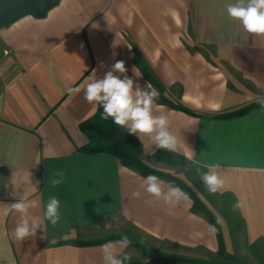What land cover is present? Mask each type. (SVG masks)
I'll return each mask as SVG.
<instances>
[{
  "label": "crops",
  "instance_id": "crops-1",
  "mask_svg": "<svg viewBox=\"0 0 264 264\" xmlns=\"http://www.w3.org/2000/svg\"><path fill=\"white\" fill-rule=\"evenodd\" d=\"M229 2L61 0L44 18L26 15L0 29V264H103L100 246L123 235L131 240L126 264H264V107L230 115L264 97V34L230 18ZM116 60L141 86L152 83L161 106L154 115H166L177 138L170 152L133 135L143 160L167 173L177 159L200 173L221 165L225 186L214 195L227 207L242 204L241 229L199 197L219 219L223 251L189 195L170 207L117 157L80 150L89 143L81 125L99 106L67 90L93 71L103 78ZM58 171L63 182L53 185ZM25 186L29 215L42 225L18 240L21 216L10 204ZM52 196L60 201L56 225L44 219Z\"/></svg>",
  "mask_w": 264,
  "mask_h": 264
},
{
  "label": "clouds",
  "instance_id": "clouds-1",
  "mask_svg": "<svg viewBox=\"0 0 264 264\" xmlns=\"http://www.w3.org/2000/svg\"><path fill=\"white\" fill-rule=\"evenodd\" d=\"M226 12L232 19L239 20L248 33L264 34V0H235L226 5ZM128 69L125 61L116 60L111 68L106 71L103 78H98L95 71L83 84L69 88V95L79 94L84 91V99L93 105L102 107L101 119L112 122L124 129L128 134L137 136L144 146L145 137H149L155 149L175 151L177 138L169 130L168 117L166 115H154L161 107L156 103L158 92L150 81H145L141 86L133 77L127 75ZM132 72L136 78H141L139 70L135 66ZM119 73L120 75H117ZM257 102L264 107V97H258ZM207 172L200 173V178L205 189L215 194L224 188L225 182L217 173L221 167L219 163L206 165ZM15 175L12 183L15 185ZM53 179V185L63 182L64 173L58 171ZM165 185L167 190H165ZM145 191L157 200H162L170 207H174L182 200H188L189 196L178 185L161 180L156 175H148L144 179ZM28 187H24V194L17 202L10 204V210L20 213L21 219L18 222L13 236L15 239L24 240L35 236L41 228L40 217H30L29 210L34 206V202L26 199ZM134 198H140L141 192L132 193ZM242 207L238 201L233 205V210ZM60 201L57 197L49 198L44 219L52 225H56L60 219ZM7 214V211L5 212ZM106 231L112 229V224L106 222ZM214 231V229H212ZM131 245V240L127 235H123L119 240L109 241L100 246L103 254V264H126L131 260L130 253H123V249Z\"/></svg>",
  "mask_w": 264,
  "mask_h": 264
},
{
  "label": "trees",
  "instance_id": "trees-1",
  "mask_svg": "<svg viewBox=\"0 0 264 264\" xmlns=\"http://www.w3.org/2000/svg\"><path fill=\"white\" fill-rule=\"evenodd\" d=\"M61 0H0V29L10 26L15 21L26 15L44 18L49 11L60 3ZM262 107L259 103L230 114L241 115L253 108ZM103 109L99 106L97 114L81 125L82 130L88 135L89 143L80 150L84 153L106 152L117 157L121 163L143 177L156 175L160 179L178 185L194 201L192 212L203 215L217 230L221 251H223L221 226L217 216L206 206L194 189L182 178L156 169L147 164L142 158L141 143L133 135L128 134L121 127L115 125L111 119H101ZM228 116V117H231Z\"/></svg>",
  "mask_w": 264,
  "mask_h": 264
},
{
  "label": "rangeland",
  "instance_id": "rangeland-1",
  "mask_svg": "<svg viewBox=\"0 0 264 264\" xmlns=\"http://www.w3.org/2000/svg\"><path fill=\"white\" fill-rule=\"evenodd\" d=\"M177 164L169 165L168 169L171 173H174L175 175H178L181 177L189 186H191L195 192L207 203L212 205L214 207L213 209L216 210L219 214H224V212L227 215H223L221 219L223 218L226 223H228L229 227L231 229H241L242 224L236 215V212L233 210V207H229L226 205V200H223L221 198H218L214 194L209 193L200 178V172L198 170H195L191 165L184 163L180 160H178ZM223 207V208H222ZM232 209V210H231ZM227 211V212H226ZM243 259H246L245 257L240 256ZM250 264H258L254 261H248Z\"/></svg>",
  "mask_w": 264,
  "mask_h": 264
},
{
  "label": "built area",
  "instance_id": "built-area-1",
  "mask_svg": "<svg viewBox=\"0 0 264 264\" xmlns=\"http://www.w3.org/2000/svg\"><path fill=\"white\" fill-rule=\"evenodd\" d=\"M7 54H8V52H7Z\"/></svg>",
  "mask_w": 264,
  "mask_h": 264
}]
</instances>
